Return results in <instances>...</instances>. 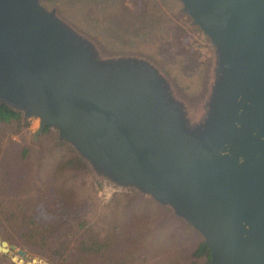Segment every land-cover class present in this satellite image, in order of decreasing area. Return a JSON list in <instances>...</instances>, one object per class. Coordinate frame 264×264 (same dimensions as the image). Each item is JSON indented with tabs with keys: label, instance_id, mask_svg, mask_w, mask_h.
<instances>
[{
	"label": "water",
	"instance_id": "1",
	"mask_svg": "<svg viewBox=\"0 0 264 264\" xmlns=\"http://www.w3.org/2000/svg\"><path fill=\"white\" fill-rule=\"evenodd\" d=\"M212 48L191 104L152 60L108 54L40 0H0V104L70 145L101 182L203 238L208 264H264V0H178ZM14 264L26 252L0 239Z\"/></svg>",
	"mask_w": 264,
	"mask_h": 264
},
{
	"label": "rangeland",
	"instance_id": "2",
	"mask_svg": "<svg viewBox=\"0 0 264 264\" xmlns=\"http://www.w3.org/2000/svg\"><path fill=\"white\" fill-rule=\"evenodd\" d=\"M143 1L145 13L137 19V11H120L118 0H101L84 14L76 0H40L75 17L74 26L103 52L152 60L182 99L199 103L196 99L208 93V40L178 0ZM102 10L110 13L108 22L101 21ZM24 121L26 127L0 123L1 240L25 251L27 260L47 264H189L192 250L203 241L197 231L148 196L99 181L88 167L72 161L75 151L58 140L57 131H43L35 139L37 120ZM27 216L51 223L49 242L41 243V234L35 237L38 245L21 242L18 223ZM92 236L105 248L82 253L80 241ZM0 264L14 263L0 254Z\"/></svg>",
	"mask_w": 264,
	"mask_h": 264
},
{
	"label": "trees",
	"instance_id": "3",
	"mask_svg": "<svg viewBox=\"0 0 264 264\" xmlns=\"http://www.w3.org/2000/svg\"><path fill=\"white\" fill-rule=\"evenodd\" d=\"M75 3L80 6L78 8L79 13L84 14L86 12L85 11L86 8H89V7L93 8L97 5H100L101 0H76ZM62 4H63L64 8H68V5L66 2H63ZM118 8L120 11H122L124 13H134L137 11V16H139L137 19L141 18L143 16V14L145 13L144 12L145 4H144L143 0H118ZM87 11H89V9H87ZM103 11L104 10L101 11V15H100L101 21L108 22V16L110 15V13L103 12ZM59 15L63 19H65L67 22L74 25L73 19H75V17H72L71 14L66 15L65 12H61V13H59ZM133 17L136 18V15H133ZM77 29L80 30L79 28H77ZM84 33L87 34L86 32H84ZM13 121L18 122L20 125H22L24 127H26L28 125V121L23 120L21 113L13 111L11 108H9L6 105L0 104V123L1 122L8 123V122H13ZM35 126H38V121L36 122ZM51 130L57 131L56 128L49 126V127L45 128L44 133H47ZM58 144H61V142H58ZM70 148H72V147L70 146ZM74 157L75 158H71L74 163L76 162V164H78L79 167L81 166L82 169H87L88 166L82 160L81 157H79L75 153H74ZM18 227H19L18 228V235L20 236L21 242L26 244V245H29V246L38 245V243L35 239V237H37L38 234L42 235L41 243H46V241L49 242L48 236L51 234V231L53 229V226L51 225V223L42 224L36 218L31 217V216L23 217L22 221H20V223H18ZM86 238L81 240L79 243V249L82 253L99 254L103 251V248H105L104 243H102L101 241L96 239L95 236H92L89 239V241H87ZM53 254H54V252H53ZM209 258H210V252H209V249L205 245L204 240H203L192 250V252L190 254L189 264H208Z\"/></svg>",
	"mask_w": 264,
	"mask_h": 264
},
{
	"label": "built area",
	"instance_id": "4",
	"mask_svg": "<svg viewBox=\"0 0 264 264\" xmlns=\"http://www.w3.org/2000/svg\"><path fill=\"white\" fill-rule=\"evenodd\" d=\"M204 97H205V96L202 95V97L196 99V101H197V102H200V101H202V100L204 99Z\"/></svg>",
	"mask_w": 264,
	"mask_h": 264
}]
</instances>
